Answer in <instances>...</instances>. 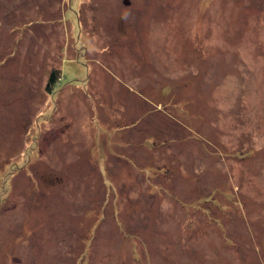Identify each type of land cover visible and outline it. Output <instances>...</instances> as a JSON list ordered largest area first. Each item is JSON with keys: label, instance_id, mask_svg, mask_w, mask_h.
Returning <instances> with one entry per match:
<instances>
[{"label": "rangeland", "instance_id": "1", "mask_svg": "<svg viewBox=\"0 0 264 264\" xmlns=\"http://www.w3.org/2000/svg\"><path fill=\"white\" fill-rule=\"evenodd\" d=\"M0 264H264V0H0Z\"/></svg>", "mask_w": 264, "mask_h": 264}, {"label": "trees", "instance_id": "2", "mask_svg": "<svg viewBox=\"0 0 264 264\" xmlns=\"http://www.w3.org/2000/svg\"><path fill=\"white\" fill-rule=\"evenodd\" d=\"M60 77H61V73L58 68L51 69L47 74V79L44 86L45 91L48 93H52L53 88L59 82Z\"/></svg>", "mask_w": 264, "mask_h": 264}, {"label": "crops", "instance_id": "3", "mask_svg": "<svg viewBox=\"0 0 264 264\" xmlns=\"http://www.w3.org/2000/svg\"><path fill=\"white\" fill-rule=\"evenodd\" d=\"M59 87H61L60 85H58V83L55 85V87L53 88V92H55V91H57L56 89H58ZM52 92V93H53ZM51 93V94H52ZM149 139H146L145 141H147L146 143H144L143 144V146H142V148H144V149H146V150H149V148L152 146V144H150V142L148 141ZM137 149H139L138 147H137ZM122 151V150H121ZM123 153V152H122ZM116 155H118V154H116ZM122 155V154H121ZM122 157L124 158H129L128 160H127V162L128 163H131V165H133L134 166V163H132L133 162V158L134 157H136V153H134V154H132L131 155V157H127V155H126V153H123V155H122ZM139 170H144V169H139ZM145 171V170H144Z\"/></svg>", "mask_w": 264, "mask_h": 264}]
</instances>
